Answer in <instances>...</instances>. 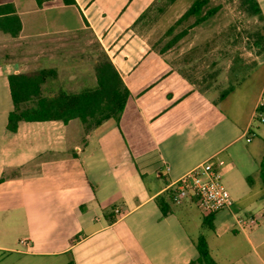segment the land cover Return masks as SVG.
Returning a JSON list of instances; mask_svg holds the SVG:
<instances>
[{"label":"crops","instance_id":"obj_1","mask_svg":"<svg viewBox=\"0 0 264 264\" xmlns=\"http://www.w3.org/2000/svg\"><path fill=\"white\" fill-rule=\"evenodd\" d=\"M182 12L180 0H0V262L190 264L203 235L215 264H264V52L231 65L232 89L215 103L193 82L162 91L175 51L146 33ZM97 49L131 91L118 123L19 120L8 129L9 75L54 69L35 86L43 96L70 88L52 80L58 74L72 84L87 72L94 88ZM206 159L222 161L231 206L203 214L188 196L163 215L154 197ZM237 216L255 222L240 228Z\"/></svg>","mask_w":264,"mask_h":264},{"label":"trees","instance_id":"obj_2","mask_svg":"<svg viewBox=\"0 0 264 264\" xmlns=\"http://www.w3.org/2000/svg\"><path fill=\"white\" fill-rule=\"evenodd\" d=\"M68 2L73 3L74 0H68ZM207 2L208 0H193L182 15L167 29L166 33L171 34L175 27L183 20L188 19L189 16L195 17L192 25H198L205 21L219 8L216 5L202 13V9ZM240 5L248 15L256 16L258 20L263 22L260 29L264 30V17L257 0H240ZM184 32L185 29L180 31L176 35V39ZM170 44H172V41L167 42L165 46L167 47ZM253 44L257 47V54L264 52V31L259 30L256 33ZM100 54L101 56L99 55L98 58L96 56L94 60L97 85L92 89L76 92L60 89L51 96H43L38 94L35 86L43 82L46 76H54L56 74L54 69H40L33 75H9L13 110L8 115V129L14 131L19 120H62L66 122L69 119L77 118L85 124L87 129L107 119H112L118 123L129 102L131 91L125 85L105 51H101ZM32 84H34L33 88ZM231 89V85L224 88L220 91L217 99L223 98ZM32 95H35L34 103L24 105V100ZM260 177L264 181V156L260 162ZM172 197L173 190L171 187L154 197L163 215L170 211ZM262 213L264 214V207ZM195 245L198 256L190 264H215L209 254L203 235L198 236Z\"/></svg>","mask_w":264,"mask_h":264},{"label":"rangeland","instance_id":"obj_3","mask_svg":"<svg viewBox=\"0 0 264 264\" xmlns=\"http://www.w3.org/2000/svg\"><path fill=\"white\" fill-rule=\"evenodd\" d=\"M191 1L180 0L183 12L191 4ZM216 5L219 6L217 11L198 25H192L195 17L189 16L188 19L179 23L171 34L163 33L169 28L167 23L165 27L159 26L158 32L157 30H150L146 33L151 42L161 37V41L153 42L155 48H162L167 42L172 41L170 48L175 51L173 58H171V66L174 70L173 80L166 84L161 89L162 91L165 89L168 91L167 89L172 83L171 87H175V92L179 94L180 89L184 86L180 84L182 80L189 83L193 82L192 85L197 91L215 103L220 91L227 85L226 77L227 73L230 72L231 65L236 64L239 58H244L247 61L254 57L257 47L254 46L253 39L259 30L264 31L260 29L263 22L258 20L256 16L248 15L240 5V0H208L202 9V13ZM184 29L183 35L176 40V35ZM101 51L103 50L97 49L95 52L97 58L99 55L101 56ZM238 53L242 54L238 55ZM85 70H87V66L83 67V71ZM84 73L89 75L87 72ZM87 75L85 78L79 77V82L72 84H65L63 76L59 74L52 80L58 81L57 84L64 85V87L65 85L70 87H66L65 91L76 92L77 87L80 88L82 85H86L83 89H92L90 85L92 80L89 82ZM93 86L95 87L96 84ZM201 107L203 106L201 105ZM85 129L87 128L85 127ZM185 224L190 232L193 231L186 220ZM5 263L0 262V264Z\"/></svg>","mask_w":264,"mask_h":264},{"label":"built area","instance_id":"obj_4","mask_svg":"<svg viewBox=\"0 0 264 264\" xmlns=\"http://www.w3.org/2000/svg\"><path fill=\"white\" fill-rule=\"evenodd\" d=\"M260 104L263 105L262 100ZM257 116L260 117L261 121H264V112H258ZM221 164V160L215 162L206 159L180 176L171 185L173 201L177 202L185 197L192 196L198 209L203 214L229 208L233 203V199L223 182ZM254 222L255 220L252 217H235V223L240 228L244 224ZM22 242L27 243L26 240H22Z\"/></svg>","mask_w":264,"mask_h":264}]
</instances>
